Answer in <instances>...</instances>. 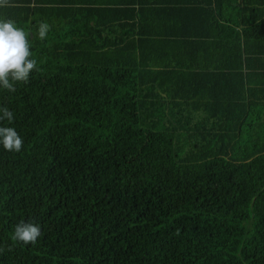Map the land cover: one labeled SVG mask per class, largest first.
<instances>
[{"label": "trees", "instance_id": "1", "mask_svg": "<svg viewBox=\"0 0 264 264\" xmlns=\"http://www.w3.org/2000/svg\"><path fill=\"white\" fill-rule=\"evenodd\" d=\"M6 19L40 71L0 88L24 141L0 147V264H264V0H9Z\"/></svg>", "mask_w": 264, "mask_h": 264}, {"label": "clouds", "instance_id": "2", "mask_svg": "<svg viewBox=\"0 0 264 264\" xmlns=\"http://www.w3.org/2000/svg\"><path fill=\"white\" fill-rule=\"evenodd\" d=\"M8 6L9 0H0V8ZM49 30V24L41 22L36 34L43 41ZM29 36L30 33L14 20H0V88L8 92H15L17 83L28 84L31 74L40 71L38 60L33 57ZM14 119V113L7 106L0 107V147L8 152L19 153L23 149V138L14 127L3 126L5 120L11 124ZM41 234L38 224L21 221L15 225L11 239L25 246H34Z\"/></svg>", "mask_w": 264, "mask_h": 264}]
</instances>
